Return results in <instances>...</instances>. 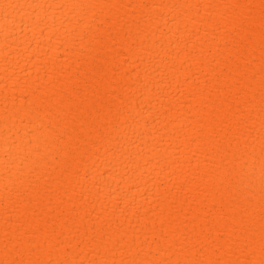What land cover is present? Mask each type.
<instances>
[{
	"label": "bare ground",
	"instance_id": "1",
	"mask_svg": "<svg viewBox=\"0 0 264 264\" xmlns=\"http://www.w3.org/2000/svg\"><path fill=\"white\" fill-rule=\"evenodd\" d=\"M264 261V0H0V264Z\"/></svg>",
	"mask_w": 264,
	"mask_h": 264
},
{
	"label": "snow or ice",
	"instance_id": "2",
	"mask_svg": "<svg viewBox=\"0 0 264 264\" xmlns=\"http://www.w3.org/2000/svg\"><path fill=\"white\" fill-rule=\"evenodd\" d=\"M250 264H251V262H250ZM260 264H264V261H261Z\"/></svg>",
	"mask_w": 264,
	"mask_h": 264
}]
</instances>
